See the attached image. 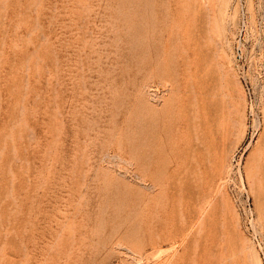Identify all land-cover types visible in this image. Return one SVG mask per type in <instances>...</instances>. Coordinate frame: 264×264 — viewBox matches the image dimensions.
<instances>
[{
	"label": "rangeland",
	"instance_id": "obj_1",
	"mask_svg": "<svg viewBox=\"0 0 264 264\" xmlns=\"http://www.w3.org/2000/svg\"><path fill=\"white\" fill-rule=\"evenodd\" d=\"M0 264H264V0H0Z\"/></svg>",
	"mask_w": 264,
	"mask_h": 264
}]
</instances>
